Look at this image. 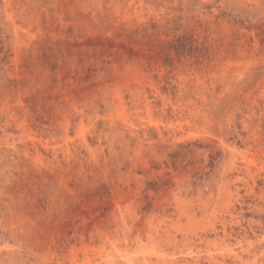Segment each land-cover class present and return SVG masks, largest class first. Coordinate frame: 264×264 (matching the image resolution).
<instances>
[{
    "label": "rangeland",
    "instance_id": "1",
    "mask_svg": "<svg viewBox=\"0 0 264 264\" xmlns=\"http://www.w3.org/2000/svg\"><path fill=\"white\" fill-rule=\"evenodd\" d=\"M109 259L264 264V0H0V264Z\"/></svg>",
    "mask_w": 264,
    "mask_h": 264
},
{
    "label": "bare ground",
    "instance_id": "2",
    "mask_svg": "<svg viewBox=\"0 0 264 264\" xmlns=\"http://www.w3.org/2000/svg\"><path fill=\"white\" fill-rule=\"evenodd\" d=\"M179 201V200H178ZM183 211V210H182ZM186 212V211H185ZM132 226V225H131ZM148 231V230H147ZM225 231V230H224ZM157 233V232H156ZM158 236V235H157ZM171 237V236H170ZM259 237V236H258ZM154 238V237H153ZM112 239V238H111ZM173 239V238H172ZM200 239V238H199ZM186 240V239H185ZM205 240V239H204ZM203 240V241H204ZM263 240V239H262ZM159 241V240H158ZM161 241V240H160ZM182 241V240H181ZM187 241V240H186ZM259 241V240H258ZM188 242V241H187ZM195 243V242H194ZM206 243V242H205ZM141 244V243H140ZM184 244V243H183ZM208 244V243H207ZM260 244H261V242H260ZM253 245H254V243H253ZM145 246V245H144ZM246 246V245H245ZM103 247V246H102ZM157 247V246H156ZM168 247V246H167ZM249 247V246H248ZM258 247V246H257ZM113 248H114V251H115V254L117 253L118 254V252L120 253V249H119V247H118V245L115 243V241H114V243H113ZM257 249V248H256ZM180 250H182V248L180 249ZM253 250V249H252ZM256 252V251H255ZM209 253V252H208ZM237 254V253H236ZM236 254H234V255H236ZM242 254V253H241ZM101 255V254H100ZM160 255H161V253H160ZM167 256V255H166ZM215 256V255H214ZM237 256V255H236ZM247 256H248V254H247ZM163 259V258H162ZM239 259V258H238ZM168 260V259H167ZM179 260V259H178ZM109 261V263L110 264H113V260H108ZM107 261V262H108ZM229 261V260H228ZM241 262V261H240ZM235 263V262H234ZM209 264V263H208ZM213 264H214V262H213ZM240 264V263H239Z\"/></svg>",
    "mask_w": 264,
    "mask_h": 264
}]
</instances>
